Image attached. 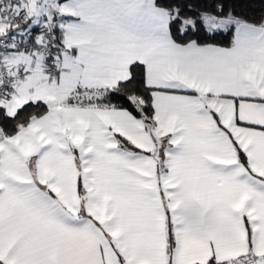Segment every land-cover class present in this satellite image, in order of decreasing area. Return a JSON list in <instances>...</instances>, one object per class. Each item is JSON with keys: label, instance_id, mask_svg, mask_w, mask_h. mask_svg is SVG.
Segmentation results:
<instances>
[{"label": "snow or ice", "instance_id": "snow-or-ice-1", "mask_svg": "<svg viewBox=\"0 0 264 264\" xmlns=\"http://www.w3.org/2000/svg\"><path fill=\"white\" fill-rule=\"evenodd\" d=\"M0 264H264V0H0Z\"/></svg>", "mask_w": 264, "mask_h": 264}, {"label": "trees", "instance_id": "trees-1", "mask_svg": "<svg viewBox=\"0 0 264 264\" xmlns=\"http://www.w3.org/2000/svg\"><path fill=\"white\" fill-rule=\"evenodd\" d=\"M230 41V35L225 33L217 34L214 38V42L221 43L223 45H227Z\"/></svg>", "mask_w": 264, "mask_h": 264}]
</instances>
